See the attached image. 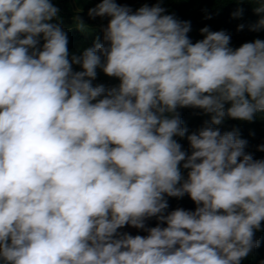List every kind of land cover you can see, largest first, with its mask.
<instances>
[{"label":"clouds","instance_id":"obj_1","mask_svg":"<svg viewBox=\"0 0 264 264\" xmlns=\"http://www.w3.org/2000/svg\"><path fill=\"white\" fill-rule=\"evenodd\" d=\"M162 3L99 0L103 42L70 57L52 0H0V264H240L259 246L264 159L214 126L264 113V40L192 42ZM97 69L119 84L93 86ZM178 108L211 119L189 134ZM185 194L195 210L166 213Z\"/></svg>","mask_w":264,"mask_h":264},{"label":"trees","instance_id":"obj_2","mask_svg":"<svg viewBox=\"0 0 264 264\" xmlns=\"http://www.w3.org/2000/svg\"><path fill=\"white\" fill-rule=\"evenodd\" d=\"M96 0H94L95 2ZM61 2V4H60ZM69 0H52V3L58 7L59 12L53 23L58 22L68 36V49L71 55H80L83 50L91 47L96 38L103 42V28L108 23V17L90 18L88 10L93 8V3L86 1L83 4L81 11H73L69 6ZM127 5L133 11L147 3L152 6L157 0H126ZM60 4V5H58ZM166 9L165 14L174 15L181 21H189L191 31L188 33L192 42L203 39L200 29L208 27L211 31L223 30L231 37L230 47L237 48L245 42H251L256 39L264 40V28L252 30V26L261 18L262 14H257L254 9L258 6L255 3H237L235 0H163L161 4ZM243 9V14L240 17H234L233 13L238 9ZM79 17L88 29L81 30L76 27V18ZM63 25V26H62ZM243 25V28L238 30V27ZM43 41H41V44ZM74 71L81 70L79 65H73ZM102 81L106 87H113L119 84L114 82L112 77L106 76L101 69H97V77L92 81L97 84ZM229 105H225L228 107ZM183 126L187 127L188 133L197 131L201 128L205 121H210L211 114H205L203 110L196 108H178ZM220 131H232L237 129L240 138L247 141L245 152L252 154L254 159H264V113H257L254 120L251 122L234 120L225 117L222 124L215 125ZM181 145L182 149L190 154L191 149L185 137H174ZM186 169L181 165L182 175L187 177ZM168 202L167 212H171L177 208L194 211L196 205L185 194L181 198L165 197ZM158 221L155 217L148 218L145 221L146 227H155ZM162 227L165 225H161ZM119 232H127L131 235H147L143 229L133 228L132 230H118ZM256 240L259 241V246L254 248L250 254L240 261V264H261L264 262V222L261 224V229L255 232Z\"/></svg>","mask_w":264,"mask_h":264},{"label":"rangeland","instance_id":"obj_3","mask_svg":"<svg viewBox=\"0 0 264 264\" xmlns=\"http://www.w3.org/2000/svg\"><path fill=\"white\" fill-rule=\"evenodd\" d=\"M86 1H88L89 3H93V7L97 4V3H99V0H96L95 2H94V0H69V6L71 7V9L73 10V11H81V9H82V7H83V4L86 2ZM116 2L118 3V4H122V3H125V4H128L127 2H126V0H116ZM60 4H61V2H60ZM60 4H58V5H60ZM58 8V7H57ZM56 23H58V22H56ZM63 26V25H62ZM85 29H88L86 26H85ZM112 79L114 80V82L116 81V82H118V79L117 78H114V77H112ZM100 84H102V81H98V83L97 84H93V86H96V85H100ZM103 85V84H102ZM134 227H131V226H125L124 228H122L123 230H132ZM120 230V229H119Z\"/></svg>","mask_w":264,"mask_h":264}]
</instances>
